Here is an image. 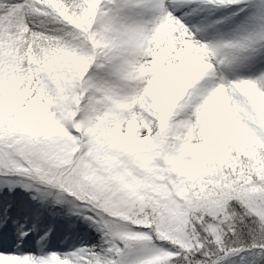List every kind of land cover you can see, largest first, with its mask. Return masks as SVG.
I'll return each instance as SVG.
<instances>
[{
    "label": "snow or ice",
    "instance_id": "obj_1",
    "mask_svg": "<svg viewBox=\"0 0 264 264\" xmlns=\"http://www.w3.org/2000/svg\"><path fill=\"white\" fill-rule=\"evenodd\" d=\"M0 264H264V0H0Z\"/></svg>",
    "mask_w": 264,
    "mask_h": 264
}]
</instances>
